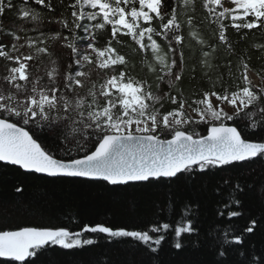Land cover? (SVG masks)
Returning <instances> with one entry per match:
<instances>
[{
  "label": "snow or ice",
  "instance_id": "6c2138e0",
  "mask_svg": "<svg viewBox=\"0 0 264 264\" xmlns=\"http://www.w3.org/2000/svg\"><path fill=\"white\" fill-rule=\"evenodd\" d=\"M246 163L264 164V0H0V189L22 196L37 174L149 187ZM239 179L221 178L216 216L230 225ZM194 216L187 203L138 229L0 223V264H45L97 237L264 264V247H245L257 220L201 234Z\"/></svg>",
  "mask_w": 264,
  "mask_h": 264
},
{
  "label": "trees",
  "instance_id": "16d2710c",
  "mask_svg": "<svg viewBox=\"0 0 264 264\" xmlns=\"http://www.w3.org/2000/svg\"><path fill=\"white\" fill-rule=\"evenodd\" d=\"M232 38L236 39L234 34ZM252 39L255 38H250L249 43ZM252 63L257 64L255 53ZM211 171L213 175L185 176L175 183L149 187L110 186L102 181L38 175L21 177L25 187L22 196L14 195L10 184L0 189V223L14 227L50 222L79 230L81 224L102 222L138 229L149 220L175 219L183 206L191 203L201 234L210 228L236 231L251 219L257 220L254 233L245 234V247L254 246L259 252L264 247V164L246 163L241 168ZM222 177H239L232 183L239 182L244 187L243 193L238 194L243 215L234 218L231 225L216 216L220 201L228 199L231 191L223 184ZM97 240L94 246L50 252L42 259L45 264H209L212 259L209 249L195 241L183 250L174 249L166 242L157 253H151L146 246L130 239L110 241L97 237ZM229 259L236 261V253H230Z\"/></svg>",
  "mask_w": 264,
  "mask_h": 264
},
{
  "label": "water",
  "instance_id": "95a60500",
  "mask_svg": "<svg viewBox=\"0 0 264 264\" xmlns=\"http://www.w3.org/2000/svg\"><path fill=\"white\" fill-rule=\"evenodd\" d=\"M39 176V174H37ZM46 178H50V177H46ZM50 179H56V178H50ZM65 179H79V180H82L81 178H65ZM110 186H113V185H110ZM120 186H124V185H120Z\"/></svg>",
  "mask_w": 264,
  "mask_h": 264
}]
</instances>
